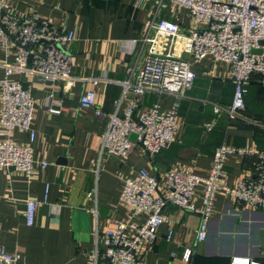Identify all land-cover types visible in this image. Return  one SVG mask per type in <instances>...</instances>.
<instances>
[{
  "label": "crops",
  "instance_id": "1",
  "mask_svg": "<svg viewBox=\"0 0 264 264\" xmlns=\"http://www.w3.org/2000/svg\"><path fill=\"white\" fill-rule=\"evenodd\" d=\"M16 12H34L56 27L74 32L68 53L72 84L42 85L32 76L14 74L11 79L27 86L34 103L33 159L46 162L45 171L30 179L13 171L0 172V246L15 258V264H93L92 254L102 251L101 237L131 219L120 204L123 180L144 169L158 181L164 193L163 176L171 170L192 171L204 176L214 151L226 144L237 149L264 151V79L253 78L245 95L243 118L230 120L224 110L233 97L229 68L211 59L192 65V88L182 98L149 93L135 96L122 83L141 69L146 50L131 53L132 40L147 35L150 23L167 20L178 24L187 35L193 24L188 12L167 4L159 9L155 0H6ZM183 42L174 55L191 62L183 53ZM13 58L0 48V80L4 64ZM92 90L94 107L82 108L79 99ZM138 99L134 114L158 105L175 110L176 132L172 144L157 155L134 146L127 160L100 150L107 126L96 111L122 116L129 103ZM48 107L61 109L50 115ZM222 111L216 114L214 108ZM10 138L25 144L27 135L14 131ZM251 160L233 154L224 167L226 181L233 187L252 178ZM61 178L59 179V176ZM47 187V193H46ZM47 204L38 208L34 224L25 225L27 201ZM166 222L144 257V264H184L190 250L191 264H230L234 258L264 262V214L242 208L235 200L219 195L204 242H197L200 218L171 204L163 210ZM172 231L170 241L166 238ZM95 264H105L98 257Z\"/></svg>",
  "mask_w": 264,
  "mask_h": 264
},
{
  "label": "built area",
  "instance_id": "2",
  "mask_svg": "<svg viewBox=\"0 0 264 264\" xmlns=\"http://www.w3.org/2000/svg\"><path fill=\"white\" fill-rule=\"evenodd\" d=\"M159 9L172 4L186 10L193 24L187 35L181 27L167 20H153L146 36L132 40L131 53L145 49L141 69L132 72L131 79L123 82L125 91L136 97L149 93L185 96L195 75L192 65L205 59L224 63L229 68L233 97L224 110L230 120L242 122L245 95L253 78L264 79V0H155ZM75 41V34L63 27L53 26L34 12H16L6 0H0V48L13 62L4 64V78L0 80V172L13 171L30 179L38 171H45L47 163L33 159L32 144L35 103L29 90L22 83L11 79L14 74L32 76L40 84H72L73 59L68 53ZM183 42V53L191 62L174 55L175 44ZM140 46L138 49L137 47ZM138 49V50H137ZM260 51V54L254 53ZM82 108L94 107L96 95L92 90L79 99ZM138 99L129 103L122 116L96 115L107 118V126L100 140V150L107 155L127 160L134 146L149 154L157 155L172 144L176 132L175 110L163 111L158 105L134 114ZM222 111L214 108L216 114ZM50 115H59L61 109L48 107ZM27 135L25 144L11 138L14 132ZM137 136L136 142L129 135ZM251 160L252 178L231 187L226 181L225 162L230 155ZM164 193L158 192V181L144 169L123 180L120 204L131 219L141 222L119 223L101 237L103 249L92 254L93 264L98 257L105 264H144L145 254L158 238L159 228L166 222L163 210L171 204L200 218L197 242H204L219 195L237 201L242 208L264 214V151L252 148L237 149L223 144L213 153L211 166L204 176L192 171L171 170L164 176ZM47 193V187H46ZM47 204L27 201L23 212L25 225L34 224L38 208ZM173 232L169 231L170 241ZM264 250V248H263ZM192 252L183 254L184 264H191ZM0 264H15L12 254L0 246ZM230 264H264L261 260L234 258Z\"/></svg>",
  "mask_w": 264,
  "mask_h": 264
},
{
  "label": "water",
  "instance_id": "3",
  "mask_svg": "<svg viewBox=\"0 0 264 264\" xmlns=\"http://www.w3.org/2000/svg\"><path fill=\"white\" fill-rule=\"evenodd\" d=\"M254 53H256V54H260V51H254ZM22 88L24 89V90H27V86L25 85V84H22ZM136 139H137V136L135 135V134H130L129 135V140L131 141V142H136ZM61 178V175L59 176V179Z\"/></svg>",
  "mask_w": 264,
  "mask_h": 264
}]
</instances>
